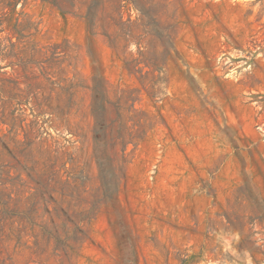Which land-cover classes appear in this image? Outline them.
<instances>
[{
	"label": "rangeland",
	"instance_id": "obj_1",
	"mask_svg": "<svg viewBox=\"0 0 264 264\" xmlns=\"http://www.w3.org/2000/svg\"><path fill=\"white\" fill-rule=\"evenodd\" d=\"M0 264H264V0H0Z\"/></svg>",
	"mask_w": 264,
	"mask_h": 264
}]
</instances>
